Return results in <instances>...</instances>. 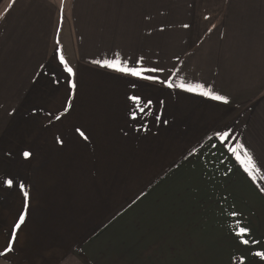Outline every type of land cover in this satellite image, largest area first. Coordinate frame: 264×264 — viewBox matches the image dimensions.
<instances>
[{
	"label": "crops",
	"instance_id": "1",
	"mask_svg": "<svg viewBox=\"0 0 264 264\" xmlns=\"http://www.w3.org/2000/svg\"><path fill=\"white\" fill-rule=\"evenodd\" d=\"M237 142L264 171V0H0V264H264Z\"/></svg>",
	"mask_w": 264,
	"mask_h": 264
},
{
	"label": "snow or ice",
	"instance_id": "2",
	"mask_svg": "<svg viewBox=\"0 0 264 264\" xmlns=\"http://www.w3.org/2000/svg\"><path fill=\"white\" fill-rule=\"evenodd\" d=\"M60 62L62 64H64V68L65 70L69 73L70 76H74L75 73L73 72V69L68 66L67 62L64 60L63 55L60 56ZM96 63H101L100 61H96ZM102 66L108 69H111L114 72H118L122 75L125 76H130L133 77L137 80H143V81H148L150 83L156 84H164L166 87H168L169 89H174L175 87H177L172 81H165V80H160L155 76L149 75V73H155L158 71H162L160 69L157 68H146V67H128L126 66L120 59H115L112 61H107L105 60L102 63ZM135 87V85H134ZM179 89L184 91V92H188V93H192V94H196V95H200L203 97H206L208 99L220 102L222 104H229L230 101L226 96L223 95H219L217 93H215L214 91H212L211 89H207L205 87V85L203 84H185V83H181L179 86ZM71 88L75 89L76 88V84L73 82L71 84ZM130 99L133 101L134 104H140V98L138 96H132L130 97ZM140 111H143V108H140ZM133 119H136V115L135 113H133ZM77 131L79 132L80 136L84 137L85 139H87V137L85 136V133L83 131H80L79 129H77ZM231 137L230 133H223L219 136L220 141L222 142H227L228 139ZM229 151L232 153V155L235 157L236 161L240 164V166L243 168L244 172L247 173L248 177L252 180L253 183H257L258 181V176L260 178V180H264V171H262V169L257 165L256 161L254 160L252 154L245 148V146L239 142H237V144L230 148ZM245 158H242V155ZM25 157H28L30 155V153L25 152L24 153ZM8 185L9 187L12 186V181L9 180L8 181ZM257 186L259 187V183H257ZM21 188H23V186L21 185ZM261 192H264V187L260 188ZM25 198H27V193H24ZM233 215L235 216L236 214L233 213ZM25 223V216L21 215L19 217V222L15 225L16 229H19L21 225H23ZM238 236L243 237L245 235L248 234V230L246 228H239L238 232L236 233ZM15 234L13 233L10 236L9 239V243L6 246V248L3 251H0V256H7L8 253H11L13 251V244L15 242ZM240 243L244 244V245H248L249 241L247 239H241ZM254 255L256 257H259L260 260H264V252H255Z\"/></svg>",
	"mask_w": 264,
	"mask_h": 264
},
{
	"label": "rangeland",
	"instance_id": "3",
	"mask_svg": "<svg viewBox=\"0 0 264 264\" xmlns=\"http://www.w3.org/2000/svg\"><path fill=\"white\" fill-rule=\"evenodd\" d=\"M149 262H150V261H149ZM152 264H155V262L152 263ZM164 264H171V261H164Z\"/></svg>",
	"mask_w": 264,
	"mask_h": 264
}]
</instances>
